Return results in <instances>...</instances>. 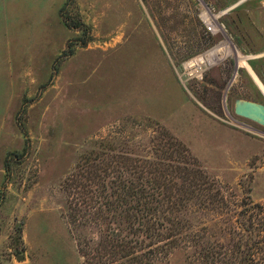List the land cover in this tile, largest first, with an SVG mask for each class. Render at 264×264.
<instances>
[{
    "label": "rangeland",
    "instance_id": "rangeland-1",
    "mask_svg": "<svg viewBox=\"0 0 264 264\" xmlns=\"http://www.w3.org/2000/svg\"><path fill=\"white\" fill-rule=\"evenodd\" d=\"M0 15V264H101L79 253L75 186L153 138L237 205L264 202V126L234 113L264 105V0H0Z\"/></svg>",
    "mask_w": 264,
    "mask_h": 264
},
{
    "label": "trees",
    "instance_id": "trees-1",
    "mask_svg": "<svg viewBox=\"0 0 264 264\" xmlns=\"http://www.w3.org/2000/svg\"><path fill=\"white\" fill-rule=\"evenodd\" d=\"M157 141L148 140L143 158L107 149L102 166L76 184L70 217L79 253L88 248L101 264H161L174 254L183 264H264V202L246 195L237 205L185 160L182 144L172 141L170 152Z\"/></svg>",
    "mask_w": 264,
    "mask_h": 264
},
{
    "label": "water",
    "instance_id": "water-1",
    "mask_svg": "<svg viewBox=\"0 0 264 264\" xmlns=\"http://www.w3.org/2000/svg\"><path fill=\"white\" fill-rule=\"evenodd\" d=\"M250 77H251V75H250ZM252 80H253V78H252ZM253 82H254V80H253ZM256 86H258V85H256ZM261 93L263 94L262 91H261ZM263 96H264V94H263ZM234 113H235V115H237L239 117H243L245 119L252 120V121L257 122L258 124L264 126V105L253 103V102H248V101L237 100L235 102V106H234Z\"/></svg>",
    "mask_w": 264,
    "mask_h": 264
},
{
    "label": "crops",
    "instance_id": "crops-1",
    "mask_svg": "<svg viewBox=\"0 0 264 264\" xmlns=\"http://www.w3.org/2000/svg\"><path fill=\"white\" fill-rule=\"evenodd\" d=\"M5 19V17L3 18L2 17V15H0V32H1V34L2 33H4V37H6V35H7V33L9 32V22L7 23L6 21H8V18L6 19V20H4ZM30 50V49H29ZM24 51L26 52V48L24 49ZM30 51H32V53H35V58L32 60V62L33 61H35L36 60V58H38V57H36V56H38L37 55V51H36V49H34V50H30ZM9 55H12V53L10 52L9 53ZM14 56H15V54H14ZM31 62V63H32ZM35 63V64H34ZM11 66L13 65V63H9ZM32 64H34V67H33V69L35 68V66H38V61L37 62H33ZM0 65H2V64H0ZM4 65V64H3ZM18 65V64H17ZM25 66H27L26 64H25ZM24 66V67H25ZM34 71V70H33ZM34 73H35V71H34ZM34 75V74H33ZM14 83V82H13ZM9 85H10V87H12V83H9ZM10 93H11V91H10Z\"/></svg>",
    "mask_w": 264,
    "mask_h": 264
},
{
    "label": "built area",
    "instance_id": "built-area-1",
    "mask_svg": "<svg viewBox=\"0 0 264 264\" xmlns=\"http://www.w3.org/2000/svg\"><path fill=\"white\" fill-rule=\"evenodd\" d=\"M199 58L203 57H198L194 60H189L186 63L183 64V75H186L187 77H192V75L195 73V69L199 68L203 64H197V60Z\"/></svg>",
    "mask_w": 264,
    "mask_h": 264
},
{
    "label": "bare ground",
    "instance_id": "bare-ground-1",
    "mask_svg": "<svg viewBox=\"0 0 264 264\" xmlns=\"http://www.w3.org/2000/svg\"><path fill=\"white\" fill-rule=\"evenodd\" d=\"M220 49V48H219ZM218 49V50H219ZM223 49V48H222ZM214 52V51H213ZM220 58V57H219ZM218 59V58H217ZM246 59V58H245ZM208 60V59H207ZM215 60V59H214ZM247 60V59H246ZM203 61H204V58H199V60H197V64L199 65V64H203ZM208 62H209V60H208ZM211 63V62H210ZM244 63V62H243Z\"/></svg>",
    "mask_w": 264,
    "mask_h": 264
}]
</instances>
